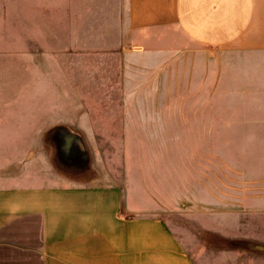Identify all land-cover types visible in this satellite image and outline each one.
I'll return each mask as SVG.
<instances>
[{"label": "crops", "instance_id": "1", "mask_svg": "<svg viewBox=\"0 0 264 264\" xmlns=\"http://www.w3.org/2000/svg\"><path fill=\"white\" fill-rule=\"evenodd\" d=\"M124 4L142 44L159 43L155 33L181 35L189 131L194 123L201 138V114L213 93L215 108L230 109L231 140L249 149L251 158L240 171L249 182L263 181L264 165L256 168L253 157H264V0ZM153 51L124 53L122 75L137 58L156 59ZM21 58L37 62L27 64L29 72L16 88L15 52L0 50V264H264V195L250 197L241 212L215 195L210 228L202 212L184 215L181 227L176 215L142 212L130 200L127 164L117 179L87 109L56 113L48 129L46 53L23 52ZM48 130L55 139L81 134L89 152L80 154L89 163L76 165L71 154L57 163L47 148ZM16 140L27 141L17 159ZM80 168L87 172L79 174ZM205 198L198 195L199 201Z\"/></svg>", "mask_w": 264, "mask_h": 264}, {"label": "rangeland", "instance_id": "2", "mask_svg": "<svg viewBox=\"0 0 264 264\" xmlns=\"http://www.w3.org/2000/svg\"><path fill=\"white\" fill-rule=\"evenodd\" d=\"M156 37L159 43L142 44L129 27L124 0H0V50L8 46L15 52L16 88L29 72L27 64L37 62L23 60L22 53H46L48 129L56 113L87 109L99 148L117 179L127 164L132 204L142 212L176 215L180 227L184 215L202 212L210 228L215 195L223 203L234 202L233 212H241L250 197L264 195V180L249 182L240 171L249 149L231 140L230 109L215 108L213 93L201 114V138L194 123L189 131L181 35L166 31ZM152 49L156 59L137 58L122 75L124 53ZM49 131L47 148L57 163H64V157H73L79 166L89 163L81 155L86 151L81 134L75 140L55 139L56 133ZM26 142L15 141L16 159ZM254 158L256 168L264 165V157ZM199 194L206 198L199 201Z\"/></svg>", "mask_w": 264, "mask_h": 264}]
</instances>
